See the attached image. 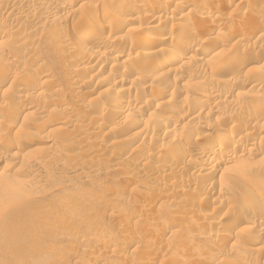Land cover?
Masks as SVG:
<instances>
[{
	"label": "rangeland",
	"instance_id": "obj_1",
	"mask_svg": "<svg viewBox=\"0 0 264 264\" xmlns=\"http://www.w3.org/2000/svg\"><path fill=\"white\" fill-rule=\"evenodd\" d=\"M113 1L0 0V264H264V0Z\"/></svg>",
	"mask_w": 264,
	"mask_h": 264
},
{
	"label": "bare ground",
	"instance_id": "obj_2",
	"mask_svg": "<svg viewBox=\"0 0 264 264\" xmlns=\"http://www.w3.org/2000/svg\"><path fill=\"white\" fill-rule=\"evenodd\" d=\"M111 1V0H110ZM114 1H121V0H114ZM113 1V2H114ZM130 2H131V4L132 3H137L136 1L137 0H129ZM143 1V3H147V1H152V0H142ZM160 2H159V5L158 6H160V8H165V7H167L166 5H168V3H167V1H165V0H163V2H161L162 0H159ZM176 1V0H175ZM178 1V0H177ZM180 1V0H179ZM183 2H184V0H183ZM193 2V1H192ZM257 2V1H256ZM149 3V2H148ZM147 3V4H148ZM185 3V2H184ZM147 4H146V6H147ZM252 4V3H251ZM254 4V3H253ZM135 5V4H134ZM132 7V6H131ZM130 7V9H127L126 11H128V12H131V10H133L134 8H131ZM201 7V6H200ZM251 7H253V6H251ZM257 7V6H256ZM128 8V7H127ZM199 8V7H198ZM197 8V9H198ZM263 8V7H262ZM136 9V8H135ZM195 9V8H194ZM202 9H204V8H202ZM191 11L193 12V9H191ZM127 12V13H128ZM132 12H134V11H132ZM155 12V11H154ZM199 12V11H198ZM254 12V11H253ZM259 12V11H258ZM148 13H150V12H148ZM188 13V12H187ZM194 13V12H193ZM195 14V13H194ZM128 15V14H127ZM131 15H134L133 13L131 14ZM130 14H129V17H128V19H126L125 20V22H110V23H105L104 22V24L106 25V26H104L105 28H106V30L105 31H102L101 33V35L98 37V38H100V39H102V40H106V38L107 37H105V35H107L106 34V31H107V33L109 32V34H111L110 32H116L117 33V31H122L123 30V27H124V25H125V23H129V22H132L133 20H134V18H136V16L134 17V16H132V17H130L131 16ZM184 15H187L185 12L184 13H182L181 12V14H180V16L181 17H184ZM252 15H254L252 12H251V10L248 12V14L247 15H243V16H241V18L239 19V20H237L236 21V23H235V25H242V27H244L245 25H244V23L246 24L247 22V20H248V18L251 16L252 17ZM146 17V16H145ZM126 18V16L124 17V19ZM147 18V17H146ZM115 19V18H114ZM123 19V20H124ZM137 19V18H136ZM147 21H149V22H151V23H147L148 24V26H149V28H153L154 29V27H156V24H152V22H154V20H156V16L154 15V14H152V15H150V17H148L147 19H146ZM252 20H254V19H252ZM206 20H203V19H201V18H199V20H197V21H194V23L190 26V28H189V31L188 32H184V34H183V36H182V40H179V41H181L178 45H179V47H180V49H187V46L190 44L191 45V43L194 41V40H196L195 38V36L196 35H194L195 34V32L197 33V31H200L199 29L200 28H202V25H203V23L205 22ZM156 22H158V21H156ZM209 22V21H208ZM211 23V22H210ZM259 23V22H258ZM262 23H264V22H262ZM261 23V24H262ZM250 24H251V21H250ZM244 25V26H243ZM257 25V24H256ZM259 25V24H258ZM148 26H145V27H148ZM219 26V25H218ZM255 26V25H254ZM254 26H252V27H254ZM261 26V25H260ZM262 26H264V24H262ZM238 27V26H237ZM236 27V28H237ZM241 27V26H240ZM104 28V29H105ZM251 28V27H250ZM256 28H254V30H255ZM194 30H195V32H194ZM253 30V31H254ZM248 32V31H247ZM255 32V31H254ZM257 32V31H256ZM255 32V33H256ZM252 33V32H251ZM105 34V35H104ZM234 35V34H233ZM253 35V34H252ZM251 35V36H252ZM199 36V35H198ZM123 37H125V36H123ZM243 37V36H242ZM254 37V36H253ZM126 38H128L127 37V35H126ZM125 38V39H126ZM108 39V38H107ZM160 38H155V40H153V43H149L150 45L148 46L150 49H152L153 48V46L152 45H156V43H158V40H159ZM99 40V39H98ZM246 40V39H245ZM120 41V40H119ZM123 41V40H122ZM125 41V40H124ZM109 42V41H108ZM123 42H121V44H122ZM125 43V42H124ZM107 44V43H106ZM111 44H113V43H111ZM117 45V44H116ZM189 45V46H190ZM147 46V45H146ZM164 47V46H163ZM159 49V50H158ZM157 50L155 49V50H149L148 52V57H149V55H155V54H157L160 50H162V48H158ZM192 51L190 52H183V53H185V54H179L178 55V60H182L183 61V64H186L187 62L189 63V61H191V60H193L194 58H202L203 56H202V54L203 53H207V52H210L211 50H212V46L208 43V42H200V44H197V45H195L194 47H192V49H191ZM261 50V49H260ZM259 51V50H258ZM124 52V51H123ZM143 52V51H142ZM254 53H252V54H250V60H252V59H256V60H258V59H260V55L262 54L263 55V53L262 52H257V51H253ZM97 53V52H96ZM99 53V52H98ZM89 54H91V53H89ZM93 54V53H92ZM95 54V53H94ZM93 54V55H94ZM100 54V53H99ZM98 54V55H99ZM108 55L110 54V53H107ZM139 54V53H138ZM144 54V53H143ZM159 54V53H158ZM175 54V53H174ZM222 54V53H221ZM224 54V53H223ZM171 55H173V54H171ZM177 55V54H176ZM92 56V55H91ZM95 56H97L96 54H95ZM94 56V57H95ZM175 56V55H174ZM224 56V55H223ZM222 56V57H223ZM220 57V56H219ZM263 58V57H262ZM168 59H172V56H171V58H168ZM168 59H166V58H161V59H159L160 61H158V63H156V65H155V67L157 68H159V67H162V66H165L169 61H168ZM238 59V58H237ZM255 60V61H256ZM206 61V60H205ZM233 61V60H232ZM179 62V61H178ZM202 62V61H201ZM238 62V61H237ZM236 62V63H237ZM250 62V61H249ZM208 63V62H207ZM234 64H235V62H233ZM232 63V64H233ZM141 64H142V62H141ZM200 64V63H199ZM203 64V63H202ZM135 63H133L132 62V64H131V66L133 67V68H135ZM138 65V64H137ZM194 65V64H193ZM209 65V64H208ZM167 66V65H166ZM90 67V65H86L84 68L85 69H90L89 68ZM182 67H183V65H182ZM205 67V66H204ZM208 67V66H207ZM221 68V67H220ZM256 68V67H255ZM250 69V68H249ZM87 71V70H86ZM7 73V74H6ZM5 73V76L7 77V76H10L11 75V73L10 72H6ZM11 77V76H10ZM5 78V77H4ZM7 78H9V77H7ZM6 79V78H5ZM141 80V79H140ZM140 80L138 81V82H140ZM217 94H219V93H217ZM27 94H23V95H20V94H18V95H16V98H18L17 100H20V102L21 103H23L24 101L26 102V98H28L27 96H26ZM160 95V94H159ZM198 96V95H197ZM160 98V97H159ZM195 98V97H194ZM200 98H202L201 96H200ZM213 98V97H212ZM211 99V98H210ZM198 100H200V99H198ZM197 100V101H198ZM201 100H203V99H201ZM262 101V100H261ZM20 103V104H21ZM193 103H194V101H193ZM259 103V102H258ZM19 104V105H20ZM219 104V103H218ZM23 104H21L20 106H22ZM260 105V104H259ZM25 106V105H24ZM23 107V106H22ZM254 114V113H253ZM256 116H259V117H263V115H264V104H262L261 106H259L258 108H257V110H256ZM18 115V114H17ZM5 116V115H4ZM19 117V116H18ZM166 117H167V115H166ZM205 117V116H204ZM160 118V117H159ZM163 120V119H162ZM238 122V121H237ZM241 122V121H240ZM225 123V122H224ZM227 123V122H226ZM10 125V124H9ZM10 127V126H9ZM13 129V128H12ZM4 132H2V134H3ZM6 133V132H5ZM249 133V132H248ZM246 134V136L247 135H249V134ZM7 134H9V131H8V133ZM15 134V133H14ZM251 134H252V132H251ZM250 134V135H251ZM6 135V134H5ZM4 135V136H5ZM227 138V137H226ZM13 139V138H12ZM249 139V138H248ZM228 140V139H227ZM250 140V139H249ZM2 143V142H1ZM8 143V142H7ZM7 143H5V144H2V146H4V147H8V146H10L9 144H7ZM229 143V142H228ZM232 148V146L230 147V144H220V145H218V148L215 150V153H216V155H218V154H226V153H228L230 150H232L231 149ZM122 149V148H121ZM119 150V149H118ZM123 150V149H122ZM213 153H214V151H213ZM220 156V155H219ZM222 160V159H221ZM215 162V161H214ZM204 165V164H203ZM3 173V170L1 171L0 170V176H2L1 174ZM255 203H256V199H255ZM259 205V204H258ZM257 205V206H258ZM255 206H256V204H255ZM246 216V217H245ZM244 217V220L242 219V221L241 220H237V221H234V223H230V224H228V225H226V228L222 231V233H223V239L224 240H228V239H230L235 233L236 234H238L239 232L240 233H245V231H247V230H249V228H242V230H238L237 231V229L239 228L238 227V223H241V222H244V221H246V222H252V223H256V217L253 215V214H251V215H245ZM225 224V223H224ZM216 227V231H221V227H219V226H215ZM246 234V233H245ZM262 234H264V228H263V231H262ZM218 264V263H217Z\"/></svg>",
	"mask_w": 264,
	"mask_h": 264
}]
</instances>
